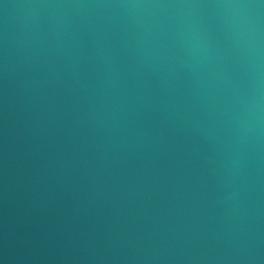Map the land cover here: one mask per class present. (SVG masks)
Returning <instances> with one entry per match:
<instances>
[{"label": "water", "instance_id": "water-1", "mask_svg": "<svg viewBox=\"0 0 264 264\" xmlns=\"http://www.w3.org/2000/svg\"><path fill=\"white\" fill-rule=\"evenodd\" d=\"M0 264H264V0H0Z\"/></svg>", "mask_w": 264, "mask_h": 264}]
</instances>
